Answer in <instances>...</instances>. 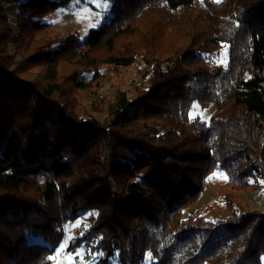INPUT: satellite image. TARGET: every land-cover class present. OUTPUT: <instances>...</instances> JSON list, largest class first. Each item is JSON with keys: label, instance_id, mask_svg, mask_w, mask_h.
Segmentation results:
<instances>
[{"label": "trees", "instance_id": "trees-1", "mask_svg": "<svg viewBox=\"0 0 264 264\" xmlns=\"http://www.w3.org/2000/svg\"><path fill=\"white\" fill-rule=\"evenodd\" d=\"M74 1L0 0V264H52L85 214L94 264H264V209L184 214L216 172L264 182V0H106L82 38L48 20Z\"/></svg>", "mask_w": 264, "mask_h": 264}, {"label": "rangeland", "instance_id": "rangeland-1", "mask_svg": "<svg viewBox=\"0 0 264 264\" xmlns=\"http://www.w3.org/2000/svg\"><path fill=\"white\" fill-rule=\"evenodd\" d=\"M110 4L105 0H75L67 8L61 9L52 13L48 18L52 28L60 35L68 32H77L82 38L92 27L98 26L106 17V12L110 10ZM222 62L226 60L224 53L220 59ZM138 67L131 66L122 70L121 77L124 80L123 88L127 87V83L135 80L138 77ZM106 92L113 94L115 88L110 85H104L102 88ZM213 110H200L196 107L191 111L190 116L199 117L201 120L208 121ZM226 176L221 172H216L207 181L206 188L199 200L192 206L188 207L184 214L188 215L198 210L205 212L206 215L217 218L227 212L224 207V196L226 194L232 195L234 199L238 200L245 212L254 209H264V182L259 181L254 193H233L227 189L224 184ZM88 215H83L74 223H69L65 226V237L61 242L59 248L51 257L52 264H94L97 257H93V261L89 262L87 259V252L78 250L76 253H68L67 247L70 240L76 235L83 233L87 228ZM111 264H117L115 260ZM142 264H149L146 259Z\"/></svg>", "mask_w": 264, "mask_h": 264}, {"label": "snow or ice", "instance_id": "snow-or-ice-1", "mask_svg": "<svg viewBox=\"0 0 264 264\" xmlns=\"http://www.w3.org/2000/svg\"><path fill=\"white\" fill-rule=\"evenodd\" d=\"M105 3H106V0H105Z\"/></svg>", "mask_w": 264, "mask_h": 264}]
</instances>
